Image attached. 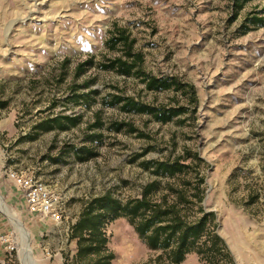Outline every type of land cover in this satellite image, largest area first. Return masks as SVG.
<instances>
[{"label": "rangeland", "instance_id": "obj_1", "mask_svg": "<svg viewBox=\"0 0 264 264\" xmlns=\"http://www.w3.org/2000/svg\"><path fill=\"white\" fill-rule=\"evenodd\" d=\"M251 13L264 18V0L238 11L233 0H0V196L30 236L38 264H72L76 242L66 227L88 200L109 193L124 203L154 181L151 199L187 181L190 219L199 207L214 213L211 229L229 258L218 264H264V25L246 30ZM114 27L133 39L144 73L188 83L195 102L101 68L122 55L107 43ZM115 96L188 111L161 123L123 111L122 102H111ZM65 115L76 124L42 130L45 120ZM82 148L94 155L80 161ZM177 158L190 165L179 177L144 168ZM12 171L45 183L67 222L29 214L8 177ZM200 178L197 203L193 185ZM104 228L110 264H167L126 218ZM6 233L16 242L10 264H31L22 259L19 231L0 211V235ZM180 264L206 262L191 251Z\"/></svg>", "mask_w": 264, "mask_h": 264}, {"label": "trees", "instance_id": "obj_2", "mask_svg": "<svg viewBox=\"0 0 264 264\" xmlns=\"http://www.w3.org/2000/svg\"><path fill=\"white\" fill-rule=\"evenodd\" d=\"M248 1L251 0H233L235 11L242 8L243 4ZM263 25L264 18L259 17L256 13L247 15L243 23L246 30H249L251 26ZM133 42V39L122 28L114 27L109 31L108 45L112 48L120 46L122 55L102 64L101 68L114 70L123 76H138L144 82L147 90L173 89L180 91L181 94L189 95L191 103L195 102L194 88L188 83L179 82L174 77H156L144 73L141 69L142 56L139 52L134 51ZM111 102L117 104L122 102L120 108L125 112L151 114L155 120L161 123L168 122L177 115L188 111V108L184 106L155 107L120 96H115ZM75 124V117L65 115L47 119L40 126L42 130L49 131L54 128L63 130ZM121 127V123H118L114 128L119 130ZM80 153L81 156L78 157L80 161L94 155L87 148L80 149ZM196 159L200 161V158L196 157ZM181 160V158H177L149 161L144 164V168L150 170L157 177H179L184 175L190 167ZM197 181L193 185L194 197L196 202L200 203L203 198L201 196L203 179L200 178ZM157 186V181L147 184L142 190L141 197L124 203L109 193L88 200L78 219L70 227L69 237L76 242L72 264H110L113 255L106 247L108 239L104 227L119 217L127 219L148 250L161 251L167 264H180L191 251L201 255L206 264H218L219 260L225 258L229 260L224 252L221 239L211 229L214 224V213L205 212L201 207H199L200 215L195 219H190L185 213L184 210L189 204H192L185 193L186 187L190 186V183L184 181V187L180 190L175 189L172 184H168L167 193H161L157 199H151V193L156 192Z\"/></svg>", "mask_w": 264, "mask_h": 264}, {"label": "built area", "instance_id": "obj_3", "mask_svg": "<svg viewBox=\"0 0 264 264\" xmlns=\"http://www.w3.org/2000/svg\"><path fill=\"white\" fill-rule=\"evenodd\" d=\"M8 177L23 199L24 208L29 214L36 215L41 219H49L55 224L61 223L63 219L67 222V219L62 217L59 198L32 173L12 171ZM73 224L74 222L70 226ZM70 226L67 225L66 227L67 233L70 231ZM0 250L4 253V256L0 259V264H10L12 253L16 251V242L12 237V233L0 235Z\"/></svg>", "mask_w": 264, "mask_h": 264}, {"label": "bare ground", "instance_id": "obj_4", "mask_svg": "<svg viewBox=\"0 0 264 264\" xmlns=\"http://www.w3.org/2000/svg\"><path fill=\"white\" fill-rule=\"evenodd\" d=\"M11 26V25H10ZM0 211L11 221V223L16 227L19 231L21 238L23 239V248H22V259L25 262H29L31 264H38L31 254V248L29 245V235L19 220L16 218L14 212L10 211L6 205L4 204L2 197L0 196ZM27 262V263H28Z\"/></svg>", "mask_w": 264, "mask_h": 264}, {"label": "crops", "instance_id": "obj_5", "mask_svg": "<svg viewBox=\"0 0 264 264\" xmlns=\"http://www.w3.org/2000/svg\"><path fill=\"white\" fill-rule=\"evenodd\" d=\"M4 256V253L2 252H0V259L2 258Z\"/></svg>", "mask_w": 264, "mask_h": 264}]
</instances>
